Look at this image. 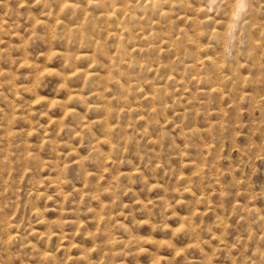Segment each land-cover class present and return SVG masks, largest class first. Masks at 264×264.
<instances>
[{
  "label": "rangeland",
  "instance_id": "1",
  "mask_svg": "<svg viewBox=\"0 0 264 264\" xmlns=\"http://www.w3.org/2000/svg\"><path fill=\"white\" fill-rule=\"evenodd\" d=\"M0 264H264V0H0Z\"/></svg>",
  "mask_w": 264,
  "mask_h": 264
},
{
  "label": "bare ground",
  "instance_id": "2",
  "mask_svg": "<svg viewBox=\"0 0 264 264\" xmlns=\"http://www.w3.org/2000/svg\"><path fill=\"white\" fill-rule=\"evenodd\" d=\"M238 4V3H237ZM246 5V4H245ZM244 6V5H243ZM238 7V6H237ZM235 8V7H234ZM239 8V7H238ZM144 16V15H143ZM124 27V26H123ZM202 34V33H201ZM128 62V61H127ZM200 64V63H199ZM93 66V65H92ZM157 70V69H156ZM101 80V79H100ZM209 94V93H208ZM107 120V119H106ZM111 140V139H110ZM54 224V223H53ZM16 238V237H15Z\"/></svg>",
  "mask_w": 264,
  "mask_h": 264
}]
</instances>
